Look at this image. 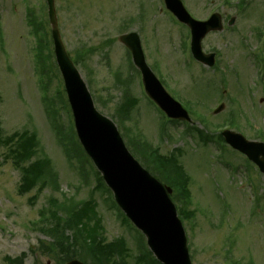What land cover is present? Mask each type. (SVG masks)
Returning a JSON list of instances; mask_svg holds the SVG:
<instances>
[{"label": "rangeland", "instance_id": "rangeland-1", "mask_svg": "<svg viewBox=\"0 0 264 264\" xmlns=\"http://www.w3.org/2000/svg\"><path fill=\"white\" fill-rule=\"evenodd\" d=\"M182 1L196 18L203 19L212 8H222L225 0ZM230 1L234 3L224 5L220 13L236 17L234 27L211 34L203 42L205 52H217L218 56L217 68L209 69L186 61L187 30L173 25L175 21L162 10L161 0H56L69 54H89L78 69L97 109L113 120L122 134L127 129L148 146L159 147L162 154L177 150L182 154L179 162L192 180L188 209L192 217L184 227L193 264H264V174L229 147L222 149L220 157L217 140L219 126H227V120L239 111L240 129L233 131L249 141L264 142V73L260 76L257 69L264 70V49L254 32L261 30L264 40V0H243V7ZM29 10L47 32L44 53L50 57L49 75L44 78L36 64L39 42L29 24ZM0 16V140L16 133H35L60 184L58 192L47 188L21 195V173L6 158L7 149L0 143V264L22 255L25 264H57L45 250L53 239L41 229V222L48 220L50 209H54L51 198L67 205L72 200L94 199L102 237L107 242L124 241L130 250L127 263L136 264L139 235L113 207L109 194L97 189L92 168L84 169L78 161L71 163L63 148L61 139L70 134L73 122L60 96L63 87L53 55L46 0H0ZM134 31L140 34L148 63L165 89L207 120L204 124L192 117L194 127L210 135V140L204 142L196 130L188 132V126L172 123L165 127L167 135L161 136V124L167 120L149 105L128 50L119 41L123 34ZM117 74L130 81L121 84ZM125 93L138 103L131 106V118L121 120ZM230 95L237 99L235 104ZM221 103L224 111L214 115ZM49 105L57 114H48ZM54 116L63 128L60 132L59 126H54ZM64 143L71 149L69 141ZM42 152L39 157L43 158Z\"/></svg>", "mask_w": 264, "mask_h": 264}, {"label": "water", "instance_id": "water-1", "mask_svg": "<svg viewBox=\"0 0 264 264\" xmlns=\"http://www.w3.org/2000/svg\"><path fill=\"white\" fill-rule=\"evenodd\" d=\"M167 2L179 18L192 28L195 57L213 66L214 55H204L201 42L209 32L221 30L220 17L215 16L209 23H199L190 18L179 0ZM47 3L55 55L81 143L114 192L121 209L146 235L154 256L163 264H192L185 230L169 198L171 189H166L141 167L127 150L115 124L95 109L91 95L61 39L55 0H47ZM121 41L131 50L135 65L143 74L148 95L169 117L191 121L187 112L169 97L148 67L139 36L135 33L125 35ZM225 136L235 149L247 154L264 172V158L260 159L261 155L264 157L260 151L262 145L248 143L240 135L230 132L225 133ZM68 264L83 263L72 261Z\"/></svg>", "mask_w": 264, "mask_h": 264}, {"label": "trees", "instance_id": "trees-1", "mask_svg": "<svg viewBox=\"0 0 264 264\" xmlns=\"http://www.w3.org/2000/svg\"><path fill=\"white\" fill-rule=\"evenodd\" d=\"M29 23L33 27V33L40 44V59H49L43 49L46 46L47 32L42 21L29 10ZM88 53H77L76 63H86ZM1 100V97H0ZM134 102V99H133ZM136 103V102H135ZM131 101L128 100L124 110L126 118L131 117ZM6 147V158L12 162L15 168L21 172L19 193L25 195L37 190L41 193L44 189L51 188L54 192L59 189L57 174L49 159L39 158L41 150L40 142L35 133L23 132L0 140ZM133 153L142 161L143 165L151 171L165 185L174 190L173 200L179 206V215L183 221L189 220L192 214L188 212L187 205L191 203L189 185L190 178L175 157L164 156L158 150H153L145 143L138 140H130ZM83 157L85 154L78 147ZM85 157V156H84ZM87 160L88 158L85 157ZM102 182V180H100ZM68 199H66L67 202ZM50 218L41 223L42 233L53 239L49 251L57 264H65L73 259H81L91 264H128V248L124 241L117 240L106 244L103 241L101 220L97 212V202L91 199L88 202H75L70 205L60 203L56 199H50ZM143 257V256H142ZM25 255L11 259L7 258V264H25ZM139 264H159L150 252L141 258Z\"/></svg>", "mask_w": 264, "mask_h": 264}]
</instances>
